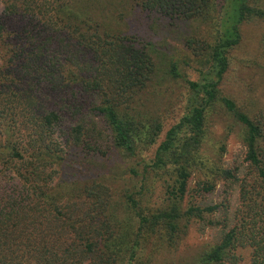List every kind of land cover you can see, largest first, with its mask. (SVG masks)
<instances>
[{"label": "trees", "instance_id": "1", "mask_svg": "<svg viewBox=\"0 0 264 264\" xmlns=\"http://www.w3.org/2000/svg\"><path fill=\"white\" fill-rule=\"evenodd\" d=\"M2 2L0 264H117L120 258L121 264H131L134 245H127L136 223L137 233L158 226L170 238L182 220L191 219L219 228L218 242L203 251L200 264H264V119L250 117L219 88L241 25L264 19L263 0ZM125 18L137 34H145L149 23L164 30L194 28L196 36L184 41L201 57L197 80L186 79L179 62L156 43L141 44L124 34ZM160 74L188 87L182 115L162 138L163 122L140 108L142 94ZM215 107L240 125L248 169L243 177L239 168L223 167L221 158L204 148L205 120ZM66 121L63 149L55 131ZM104 140L117 154L110 174L141 179L152 174L163 186L164 209L146 217L135 210L141 198L124 190L123 205L135 217L116 220L105 184L95 178L56 180L63 169L66 177L92 175L90 164L98 160ZM153 145L150 160L133 164ZM196 174L203 177L199 186L206 193L219 181L233 185L234 202L224 196L215 204L190 203L184 209L189 179Z\"/></svg>", "mask_w": 264, "mask_h": 264}, {"label": "rangeland", "instance_id": "2", "mask_svg": "<svg viewBox=\"0 0 264 264\" xmlns=\"http://www.w3.org/2000/svg\"><path fill=\"white\" fill-rule=\"evenodd\" d=\"M2 1L0 0V11L3 9ZM126 18L120 22V29L124 34L131 36L141 44L147 41L156 43L160 52L166 53L165 51H167L166 54L170 55L168 57H173L179 62V70L186 79L197 80V69L201 57L198 56V53L195 54L192 49L187 48L184 41L186 36H196L193 34L194 28L189 26L188 28L185 27V30H180L179 27L178 29L164 30L156 23H149L146 33H139L144 37H140L133 29V21L130 22ZM240 33L239 44L229 53L230 65L220 84V92L234 100L238 107L250 117L264 119V19H254L243 23L240 27ZM150 83L151 87L145 89L142 94L144 99L142 100L143 106L140 108L145 110L147 113L145 115L148 117L163 122L162 138L164 132L182 115L186 105L188 87L182 79L175 80L162 74ZM96 120L100 122L99 128L105 135H108L105 123L100 118H96ZM62 125L56 128L55 133L64 149L68 145L67 134L70 122H63ZM205 128V150L212 158H221L223 167L239 168V177L245 176L248 169H246V149L242 142L240 125L235 123L224 109L215 107L206 117ZM161 138L158 139L157 143ZM101 143L102 152L99 153L98 160L90 164V167L94 169L92 175L66 177L63 169L56 180L65 182L71 180L87 181V179L95 178L94 181L97 183L105 184L104 188L109 189L110 199L114 200L113 219L116 220L119 218L126 220L131 214L135 217L133 209L123 205L121 195L124 190L131 193L134 198H141L140 208L135 210L146 214V217L164 209L163 186L153 181L152 174L145 175L144 180L140 177L131 176V173H124L119 176L112 174V172L110 174L109 171L114 169L113 167L117 162L113 156L117 157V154L108 140ZM156 145L141 153L139 152L133 164L150 160ZM221 146L223 147L222 150L220 149ZM142 167L143 164L137 165L139 171H142ZM200 180H203V177L198 174L190 177L188 194L183 201L184 209L190 203L199 206L215 204L220 202L224 196H227L230 201L233 199L232 202H234L233 185L219 181L213 191L206 193L200 190ZM225 190L228 194H225ZM119 198L121 202L118 201ZM219 217L220 214L216 216L217 219ZM204 221L199 219H191L188 222L182 220L181 225L179 224V228L172 236L170 235V238L165 230L158 229V226L153 229L146 227L137 233L136 223L134 235L128 240L127 245L128 247L134 245V256L131 264H200V255L210 245L217 243L219 238V228L208 226ZM122 231L125 232V229ZM128 254H124V260L128 258ZM240 255L248 261L246 253L242 252ZM120 261L121 258L117 264H121ZM240 264L243 263L240 262Z\"/></svg>", "mask_w": 264, "mask_h": 264}]
</instances>
